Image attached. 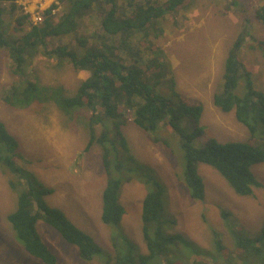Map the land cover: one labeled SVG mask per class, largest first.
Listing matches in <instances>:
<instances>
[{
    "label": "trees",
    "instance_id": "1",
    "mask_svg": "<svg viewBox=\"0 0 264 264\" xmlns=\"http://www.w3.org/2000/svg\"><path fill=\"white\" fill-rule=\"evenodd\" d=\"M186 3L187 0H59L60 13L52 12L57 7L52 5L42 12L41 21L33 22L16 0H0V76L3 51L8 59L5 66L12 76L2 91L5 104L13 108L47 104L70 119L78 116L86 133L84 150L93 145L101 148L107 177L100 217L102 223L112 225V252L109 250L107 264H169L167 256L176 238L192 247L190 264L209 263L203 252H198V246L163 228L165 183L133 155L124 131L128 121L165 147L177 141L183 157L178 177L193 199L206 198L205 182L199 173L203 164L214 168L238 196H252L258 184L251 167L264 162V148L244 139L221 142L207 138L201 145L195 143L198 136H204L199 123L203 102L177 87L169 55L156 42L163 31L160 21L184 9ZM254 17L264 24V4L257 7ZM243 40L241 32L227 50L221 86L213 95V103L222 111L233 112L246 127L248 137L254 139L264 137V93L253 88L249 73L237 58ZM38 55L55 62L56 67L67 65L75 72L85 71L86 77L79 79L72 90L59 81L42 82L39 75L27 71L30 61ZM241 72L245 92L238 95L235 89ZM164 129L170 136L159 133ZM18 153V141L0 120V167L12 175L9 186L16 197L14 208L6 215L14 240L32 258L56 264V255L37 228L42 221L75 246L80 258L99 254L100 246L65 212L49 203L47 197L53 188L21 166L16 161ZM131 180L139 181L146 190L140 210L144 250L121 225L124 208L120 192L122 185ZM236 245L233 256L216 264H264V217L256 235L238 238Z\"/></svg>",
    "mask_w": 264,
    "mask_h": 264
},
{
    "label": "rangeland",
    "instance_id": "2",
    "mask_svg": "<svg viewBox=\"0 0 264 264\" xmlns=\"http://www.w3.org/2000/svg\"><path fill=\"white\" fill-rule=\"evenodd\" d=\"M119 2L123 3V0ZM262 4L264 0H187L184 9L175 10L160 21L163 31L156 42L169 55L177 87L203 102L199 123L204 128V136L195 139L197 145L207 138L221 142L244 139L264 148V137L251 139L233 112L222 111L213 103V95L221 86L227 50L241 32L244 40L237 58L249 73L253 88L264 93V24L254 17L255 10ZM56 12L60 13V8ZM1 61L0 120L19 143L16 161L53 188L47 197L49 203L65 212L100 246L101 252L89 259L80 258L75 246L40 221L37 228L42 240L56 255V264H107L109 250L112 252L109 229L112 225H105L100 217L101 195L107 177L101 148L93 145L84 150L86 133L78 116L70 119L47 104L44 107L33 104L26 108L5 104L2 91L12 79L5 66L8 61L5 51L1 52ZM30 64L27 71L39 75L42 82L59 81L71 90L75 89L79 79L86 77L85 71L75 72L67 65L56 67L55 62L43 55L36 56ZM240 74L235 89L238 95L245 92L246 84L242 72ZM124 131L136 159L147 164L146 170L156 172L165 183L162 226L167 233L180 234L198 246V252H203L208 264L221 263L225 257L233 256L238 238L256 235L264 217V162L252 165L258 184L253 187V195L246 197L236 195L214 168L200 165L206 198L198 201L189 196L178 177L183 170V157L177 141H171L170 147H165L131 121ZM168 132L164 129L159 133L167 137L170 136ZM11 179L12 175L0 167V264H43L29 256L13 238L6 219L16 200L9 186ZM145 191L142 183L131 180L122 185L120 192L124 208L122 230L142 250L145 248L140 210ZM181 241V238L173 241L176 243L167 256L169 264H190L193 249L179 243Z\"/></svg>",
    "mask_w": 264,
    "mask_h": 264
},
{
    "label": "built area",
    "instance_id": "3",
    "mask_svg": "<svg viewBox=\"0 0 264 264\" xmlns=\"http://www.w3.org/2000/svg\"><path fill=\"white\" fill-rule=\"evenodd\" d=\"M21 5L23 11L27 13L33 22H39L42 20V12L52 5L57 7L52 9V12H56L59 9V0H16Z\"/></svg>",
    "mask_w": 264,
    "mask_h": 264
},
{
    "label": "bare ground",
    "instance_id": "4",
    "mask_svg": "<svg viewBox=\"0 0 264 264\" xmlns=\"http://www.w3.org/2000/svg\"><path fill=\"white\" fill-rule=\"evenodd\" d=\"M38 175V174H37ZM199 201V200H198ZM124 213V212H123ZM123 229V228H122ZM224 236V235H223ZM228 239V238H227ZM230 241V240H229ZM211 243V242H210ZM16 244V243H15ZM230 244V243H229ZM206 245V244H205ZM229 248H230V246H229ZM233 248V247H232Z\"/></svg>",
    "mask_w": 264,
    "mask_h": 264
}]
</instances>
